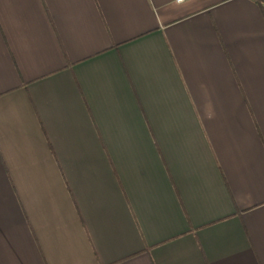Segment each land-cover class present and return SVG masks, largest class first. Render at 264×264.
Here are the masks:
<instances>
[{
    "label": "crops",
    "instance_id": "obj_1",
    "mask_svg": "<svg viewBox=\"0 0 264 264\" xmlns=\"http://www.w3.org/2000/svg\"><path fill=\"white\" fill-rule=\"evenodd\" d=\"M0 264H264L254 0H0Z\"/></svg>",
    "mask_w": 264,
    "mask_h": 264
},
{
    "label": "trees",
    "instance_id": "obj_2",
    "mask_svg": "<svg viewBox=\"0 0 264 264\" xmlns=\"http://www.w3.org/2000/svg\"><path fill=\"white\" fill-rule=\"evenodd\" d=\"M254 1L257 4V6L259 7V9L261 10L263 17H264V4L259 2L258 0H254Z\"/></svg>",
    "mask_w": 264,
    "mask_h": 264
},
{
    "label": "built area",
    "instance_id": "obj_3",
    "mask_svg": "<svg viewBox=\"0 0 264 264\" xmlns=\"http://www.w3.org/2000/svg\"><path fill=\"white\" fill-rule=\"evenodd\" d=\"M178 1H182V0H178Z\"/></svg>",
    "mask_w": 264,
    "mask_h": 264
}]
</instances>
